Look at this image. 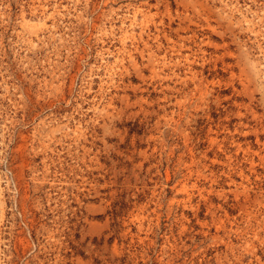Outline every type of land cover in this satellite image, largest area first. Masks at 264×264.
<instances>
[{"label": "rangeland", "instance_id": "rangeland-1", "mask_svg": "<svg viewBox=\"0 0 264 264\" xmlns=\"http://www.w3.org/2000/svg\"><path fill=\"white\" fill-rule=\"evenodd\" d=\"M0 264H264V0H0Z\"/></svg>", "mask_w": 264, "mask_h": 264}]
</instances>
